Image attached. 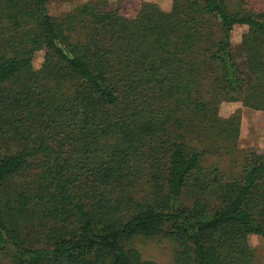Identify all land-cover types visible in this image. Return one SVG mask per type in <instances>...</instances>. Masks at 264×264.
I'll use <instances>...</instances> for the list:
<instances>
[{
  "label": "trees",
  "instance_id": "1",
  "mask_svg": "<svg viewBox=\"0 0 264 264\" xmlns=\"http://www.w3.org/2000/svg\"><path fill=\"white\" fill-rule=\"evenodd\" d=\"M52 1L0 0V264H252L264 147L219 108L264 112V0Z\"/></svg>",
  "mask_w": 264,
  "mask_h": 264
},
{
  "label": "rangeland",
  "instance_id": "2",
  "mask_svg": "<svg viewBox=\"0 0 264 264\" xmlns=\"http://www.w3.org/2000/svg\"><path fill=\"white\" fill-rule=\"evenodd\" d=\"M85 0H63L52 1L48 6L51 14H57L69 9L71 6ZM114 5L120 7L121 11L132 16L135 14L140 1L143 0H109ZM158 3L163 9L168 10L171 0H146ZM257 0L255 2H259ZM245 31L243 26H235L231 32V40L234 48L238 46L241 34ZM41 53H36L33 57L34 66H38L41 61ZM238 113L240 116V126L238 132V147L245 149L248 147H264V112L260 110L244 107L239 101L222 102L219 108L221 116L231 113ZM250 245L254 250V260L252 264H264V238L252 235L249 238ZM132 244L140 251L142 257L151 259L157 264H167L172 262V244L168 240L146 239L142 237L134 238Z\"/></svg>",
  "mask_w": 264,
  "mask_h": 264
}]
</instances>
